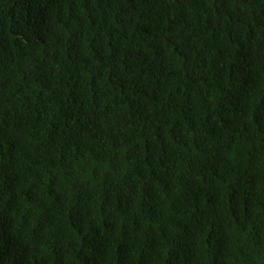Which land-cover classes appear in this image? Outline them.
Instances as JSON below:
<instances>
[{
  "label": "trees",
  "instance_id": "trees-1",
  "mask_svg": "<svg viewBox=\"0 0 264 264\" xmlns=\"http://www.w3.org/2000/svg\"><path fill=\"white\" fill-rule=\"evenodd\" d=\"M0 264H264V0H0Z\"/></svg>",
  "mask_w": 264,
  "mask_h": 264
}]
</instances>
